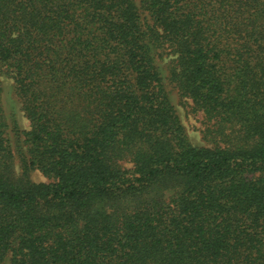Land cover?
I'll return each mask as SVG.
<instances>
[{
    "label": "trees",
    "instance_id": "1",
    "mask_svg": "<svg viewBox=\"0 0 264 264\" xmlns=\"http://www.w3.org/2000/svg\"><path fill=\"white\" fill-rule=\"evenodd\" d=\"M0 264H264V0H0Z\"/></svg>",
    "mask_w": 264,
    "mask_h": 264
},
{
    "label": "rangeland",
    "instance_id": "2",
    "mask_svg": "<svg viewBox=\"0 0 264 264\" xmlns=\"http://www.w3.org/2000/svg\"><path fill=\"white\" fill-rule=\"evenodd\" d=\"M170 58L165 56V60L161 63L163 68L164 75L166 77V84L168 91H170L172 101L178 111V114L184 124V127L187 131V135L190 141L197 146L206 145L205 141L202 139V124H201V115L195 116L191 109L188 106L183 105L180 102L178 95V90H176L175 85L169 79V64ZM168 77V78H167ZM1 102L3 104L4 111L7 115L11 129L17 127L20 131H26L29 129V122L27 121L24 112L22 111V105L18 100V97L14 88V81L9 77H3L1 80ZM9 137L13 142V146L18 145V138L16 132L8 131ZM22 144V139L20 140ZM18 171L20 169L18 168ZM31 180L36 184L47 183V179L39 171H34L30 175Z\"/></svg>",
    "mask_w": 264,
    "mask_h": 264
}]
</instances>
